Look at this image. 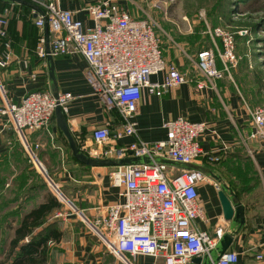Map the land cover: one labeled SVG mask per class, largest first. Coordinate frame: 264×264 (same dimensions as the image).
I'll return each mask as SVG.
<instances>
[{
  "label": "built area",
  "instance_id": "2783aa9c",
  "mask_svg": "<svg viewBox=\"0 0 264 264\" xmlns=\"http://www.w3.org/2000/svg\"><path fill=\"white\" fill-rule=\"evenodd\" d=\"M29 1L44 12L32 9V14L36 15L35 25L42 32L38 56L47 58L48 55L44 35L47 20L52 56L82 54L88 62L86 78L94 94L108 111H117L122 117V131L117 139L134 138L126 145H118L112 139L109 125L94 129L96 158L119 160L149 156L152 160L149 164L112 166L109 179L120 189L123 199L108 204L103 214L91 219L64 196L72 205L64 216L82 215L84 222L101 236L104 246L124 264H132L130 256L136 254L162 258L164 264H191L197 256L212 258L211 252L225 232L223 226H217L214 233L201 228V223L206 224L209 219L199 198L198 185L209 177L201 169L185 167L204 155L199 138L207 129L206 122H194L183 116L169 119L163 123L166 138L146 142L139 138L138 122L133 118L144 88L148 87L154 94L195 83L201 89L207 81L189 76L175 63L168 62L155 21L150 17H135L121 4L122 0H98L89 6L94 22L89 28L75 18L73 10L62 9L58 0ZM9 13L10 10L5 9L0 15V36L4 38L8 37ZM208 33L213 47L200 50L193 63L215 87L219 79L226 76L233 79L232 69L237 67L239 56L233 32L215 27L209 28ZM5 46L11 47L10 39ZM9 52L4 55L6 60L10 58ZM6 60L0 64L5 65ZM161 72H166L163 82H152L151 76ZM36 77V73L31 75L32 79ZM0 94V135L10 130L16 132L33 161L44 167L36 153L41 144L33 143L30 135L49 130L56 107L60 105L64 111L72 95L64 93L56 97L51 92L37 90L17 102L7 93L1 80ZM251 115L254 130L250 137L264 140V103L256 105ZM159 158L173 160L176 164L158 162ZM215 185L221 189L219 184ZM258 258L263 256L258 255ZM238 260V252L228 249L217 260L212 258V263L237 264Z\"/></svg>",
  "mask_w": 264,
  "mask_h": 264
},
{
  "label": "crops",
  "instance_id": "0c3cea01",
  "mask_svg": "<svg viewBox=\"0 0 264 264\" xmlns=\"http://www.w3.org/2000/svg\"><path fill=\"white\" fill-rule=\"evenodd\" d=\"M97 1L58 0V3L62 9L73 10L75 18L89 28L94 22L88 8ZM121 4L134 15L131 4L125 0ZM5 9H9L11 15L8 31L12 46L4 51L0 45V62L6 60L4 55L10 51L6 64H0V79L12 99L19 102L37 90L53 95L70 93L72 98L68 100L64 114L80 150L88 156L96 158L93 130L98 127L109 125L112 139L118 145L132 141L133 137L117 139L122 131V117L117 111H108L94 94L86 78V58L80 53L53 56L52 62L39 57L37 48L42 32L35 25V16L31 15L33 8L0 1V15ZM194 37L181 36V40L175 42L179 48L172 44L163 47L164 56L187 75L207 81V85L199 89L195 83H185L154 94L148 87L144 88L138 112L133 116L138 122V136L146 142L164 140L167 132L163 123L180 116L194 122H206L207 129L199 138L204 155L196 163L185 166L201 169L209 177L198 185L199 198L209 219L208 223H201V228L214 233L217 226H223L224 232L230 233L239 227L224 218L219 191L225 189L228 196L234 201L239 200L245 209V222L229 250L238 252L237 264H264V140L250 137L254 130L251 111L255 105L245 98L234 78L219 79L214 87L199 73L193 57L206 47L199 40L195 42L197 39L193 41ZM202 37L205 39L206 35ZM33 73L37 74L35 79L31 78ZM165 76L166 72L154 74L151 81L162 83ZM61 131L55 115L49 130L32 133L30 138L33 143L41 144L40 160L52 170L70 200L83 215L93 219L103 214L108 204L123 199L120 189L109 179L112 166L68 164L61 153L66 146L65 134ZM15 144L12 131L1 134L0 156H11ZM58 221L63 237L56 243V264H124L104 246L101 236L84 222L82 215L70 214ZM221 248L219 242L214 258ZM130 260L132 264H164L162 258L145 254L130 256Z\"/></svg>",
  "mask_w": 264,
  "mask_h": 264
},
{
  "label": "rangeland",
  "instance_id": "374dc122",
  "mask_svg": "<svg viewBox=\"0 0 264 264\" xmlns=\"http://www.w3.org/2000/svg\"><path fill=\"white\" fill-rule=\"evenodd\" d=\"M125 2L134 7L135 17H150L155 21L156 32L164 48L169 44L179 48L177 41L181 40V36L187 35L196 36L192 38L193 41L197 39L195 42L199 40L206 48H211L213 40L208 33L209 28L224 27L233 32L236 36L239 62L237 67L232 69V77L248 101L255 106L264 103V0ZM155 4L162 8H157ZM10 16L8 15V18ZM203 35H206L205 39ZM12 133L16 144L11 156H0V262L6 260L9 242L22 215L32 206L45 200L47 194L57 196L62 207L48 215L46 224L60 220L72 209V205L64 199L66 196L70 200L69 194L61 187L52 170L43 163L46 169L44 173L26 152L22 139L16 132ZM93 147H97L96 144ZM36 153L40 156L39 151L36 150ZM61 153L63 158L69 161L67 163L74 166L75 161L67 143ZM56 246L55 243L51 244L50 258L45 264H56Z\"/></svg>",
  "mask_w": 264,
  "mask_h": 264
},
{
  "label": "trees",
  "instance_id": "16d2710c",
  "mask_svg": "<svg viewBox=\"0 0 264 264\" xmlns=\"http://www.w3.org/2000/svg\"><path fill=\"white\" fill-rule=\"evenodd\" d=\"M30 10L31 15H33L32 9ZM8 39L11 40L9 31L7 38L0 36V45L4 48V51L8 49L5 46ZM53 121H55V114L52 117V122ZM64 138L67 140L66 136H64ZM66 143L69 146L68 140ZM72 157L75 163L86 165L74 157L73 154ZM61 187L63 186L61 185ZM61 207L62 203L57 196L49 193L45 200L25 212L14 229V235L9 242L6 260L1 261L0 264H45L48 262L51 253V244H56L61 241L63 231L58 220L46 224V218L56 209H60Z\"/></svg>",
  "mask_w": 264,
  "mask_h": 264
},
{
  "label": "water",
  "instance_id": "95a60500",
  "mask_svg": "<svg viewBox=\"0 0 264 264\" xmlns=\"http://www.w3.org/2000/svg\"><path fill=\"white\" fill-rule=\"evenodd\" d=\"M0 1L17 2L20 4H25L27 6H30L33 9H36L38 12H40L42 14L44 13L42 8L39 5H37L36 3H33L29 0H0ZM44 35H45V42H46V51L48 53L47 58L49 61L52 62L53 56L51 54V47H50V29H49V25H48L47 20H45ZM55 96L58 97L59 93L56 94ZM55 115H56V121H57L58 127L63 131V133L65 134V136L68 139V143H69V146L72 150L73 156L76 157L78 160H80L81 162H83L86 165H91V166L92 165H95V166H118V165H128V164H141V163L149 164V163H152V160L150 159L149 156L129 157V158H123V159H119V160L99 159V158H94V157L88 156L80 150V147L78 146V143H77L75 137L73 136V134L71 132V129L68 125L64 111L60 105H58L56 107ZM157 161L165 163V164H171V165L176 164V162H174L173 160L165 159V158H159ZM37 165L42 169V171H44V173H46V169L42 166V164H40L38 162ZM219 198H220V202H221V205L223 208L224 218L228 221L235 222L236 224L239 225V227L236 228L233 232H230V233L227 232L224 234L223 238L220 240V245L222 246V248H221V250L219 249L220 252L216 256V258H214V252L216 249L212 250V252H211L212 258H214L215 260H217L221 254H223L225 251H227L229 249L234 236L237 233H239L241 227L243 226V224L245 222V214H244L245 209H244L243 204L239 200H237V201L232 200L228 196L225 189H221L219 191ZM64 199L67 200L66 197ZM72 215L75 216L76 214L74 213ZM212 258H210L209 255H206L204 257L203 256H197V257H194L192 259V263H195V264H213Z\"/></svg>",
  "mask_w": 264,
  "mask_h": 264
}]
</instances>
